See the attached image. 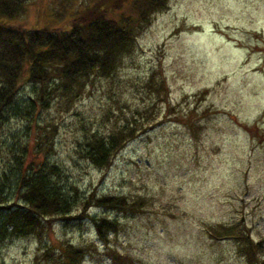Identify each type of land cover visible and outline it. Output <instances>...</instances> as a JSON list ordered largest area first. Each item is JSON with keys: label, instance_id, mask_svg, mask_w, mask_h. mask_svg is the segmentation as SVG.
<instances>
[{"label": "rangeland", "instance_id": "rangeland-1", "mask_svg": "<svg viewBox=\"0 0 264 264\" xmlns=\"http://www.w3.org/2000/svg\"><path fill=\"white\" fill-rule=\"evenodd\" d=\"M54 1L36 0L18 20L31 25L36 5ZM135 45L110 77L91 78L70 106L42 116L57 127L51 160L63 182L83 195L140 197L143 208L89 206L119 222L106 243L89 216L56 220L51 238L86 246L82 264H116L111 250L123 264H247L234 237L210 233L235 224L264 244V0H169ZM29 90L22 82L24 96ZM134 122L138 134L104 169L78 152L83 135ZM21 131L24 121L9 117L0 138ZM39 244L0 236V264H52L36 262Z\"/></svg>", "mask_w": 264, "mask_h": 264}, {"label": "trees", "instance_id": "trees-1", "mask_svg": "<svg viewBox=\"0 0 264 264\" xmlns=\"http://www.w3.org/2000/svg\"><path fill=\"white\" fill-rule=\"evenodd\" d=\"M54 2L51 8L49 3L42 8L38 3L36 21L24 25L18 19L36 0H0V127L9 117L24 121L23 133H13L9 140L0 138V152L5 156L0 167V236L37 237L41 252L35 255L36 262L41 258L52 264H82L86 246L52 239L53 223L89 216L106 243L108 232L117 233L119 222L109 216L96 218L87 211L89 206L134 213L143 208V202L140 197L131 200L117 193L83 195L77 184L63 182L61 167L51 160L57 127L54 122L45 123L42 111L52 105L59 110L63 104L70 106L87 90L91 78L110 77L169 0ZM22 82L31 86L26 96ZM159 85L161 91L163 84ZM133 125L103 135L85 134L77 144L78 152L104 169L117 149L138 134V123ZM218 227L210 235L234 237L247 264H264L263 238L254 241L235 224ZM109 255L116 264H123L124 256L120 259L117 251Z\"/></svg>", "mask_w": 264, "mask_h": 264}]
</instances>
